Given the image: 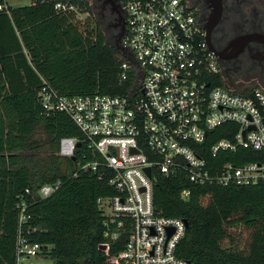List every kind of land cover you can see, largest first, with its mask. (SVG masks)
<instances>
[{
    "label": "built area",
    "instance_id": "2783aa9c",
    "mask_svg": "<svg viewBox=\"0 0 264 264\" xmlns=\"http://www.w3.org/2000/svg\"><path fill=\"white\" fill-rule=\"evenodd\" d=\"M37 1L15 4L0 0V13ZM126 34L119 82L131 80L124 93L65 95L48 82L38 91L46 113L64 112L83 134L60 139L58 154L73 157L75 174L89 172L107 180L115 194L97 198L103 217L102 249L112 260L102 264H195L176 253L187 229L181 217L155 209L156 171L170 177L181 171L197 185H249L264 182V160L242 163L208 161L207 155L264 148V90L232 89L218 57L188 0H122ZM57 12L76 11L69 1H56ZM80 16V15H78ZM225 136L203 144L214 131ZM214 137V136H212ZM151 169L148 174L146 168ZM155 171V173H154ZM60 180L41 185L33 198L51 196ZM190 189L181 196L187 199ZM25 196L17 203L15 264H38L51 258L49 245L25 234L31 215ZM120 242L119 250L112 246Z\"/></svg>",
    "mask_w": 264,
    "mask_h": 264
},
{
    "label": "trees",
    "instance_id": "16d2710c",
    "mask_svg": "<svg viewBox=\"0 0 264 264\" xmlns=\"http://www.w3.org/2000/svg\"><path fill=\"white\" fill-rule=\"evenodd\" d=\"M59 0L37 1L0 13V264H15L22 196L28 200L25 234L49 245L54 264H102L103 217L97 198L113 195L107 180L89 172L75 174L73 157L58 154L63 137L83 134L64 112L46 113L38 99L44 82L65 95L124 93L131 80L119 82L122 53L107 41L89 0L69 1L76 11L57 12ZM84 15L78 16V15ZM245 90L244 92H247ZM218 127L203 144L225 136ZM47 139H37V128ZM214 136V137H212ZM208 161L242 163L264 160V148L207 155ZM155 173V171H154ZM155 209L187 219L176 253L195 264H264V182L249 185H197L185 172L165 177L156 171ZM60 180L47 198H33L38 188ZM29 188L32 194H26ZM190 189L187 199L181 192ZM36 196V195H35ZM121 243L112 246L119 250Z\"/></svg>",
    "mask_w": 264,
    "mask_h": 264
},
{
    "label": "flooded vegetation",
    "instance_id": "af4514ba",
    "mask_svg": "<svg viewBox=\"0 0 264 264\" xmlns=\"http://www.w3.org/2000/svg\"><path fill=\"white\" fill-rule=\"evenodd\" d=\"M89 1L101 28L107 31L113 45L118 44L126 34L122 0ZM188 2L208 35L210 47L217 51L228 85L237 91L251 88L264 90V0ZM233 73L243 82L231 81L229 75Z\"/></svg>",
    "mask_w": 264,
    "mask_h": 264
},
{
    "label": "rangeland",
    "instance_id": "374dc122",
    "mask_svg": "<svg viewBox=\"0 0 264 264\" xmlns=\"http://www.w3.org/2000/svg\"><path fill=\"white\" fill-rule=\"evenodd\" d=\"M11 2H12V3H15V4H24V3L27 2V0H11ZM95 14H96V13H95ZM84 15H85V14L80 15V16L84 17ZM94 16H95V15H94ZM102 30L104 31V33H105V35H106V37H107V41L110 42V43L112 44V40L108 37V33H107V31H106L103 27H102ZM229 76H230L231 78H229V77H228V78H229L231 81H232V79H233V80H236L238 84L243 82V81L240 82V81L238 80L240 77L237 76V75H235L234 73H233V74H230ZM238 86H239V85H238ZM35 137H36L37 139H42V140L47 139V135L43 132L42 128H40V127L37 128V132H36V134H35ZM38 264H54V261H53L52 258H48V259H44V260L38 261Z\"/></svg>",
    "mask_w": 264,
    "mask_h": 264
},
{
    "label": "water",
    "instance_id": "95a60500",
    "mask_svg": "<svg viewBox=\"0 0 264 264\" xmlns=\"http://www.w3.org/2000/svg\"><path fill=\"white\" fill-rule=\"evenodd\" d=\"M206 38H207V41L209 42V40H208V35H207V34H206ZM111 45H113V44H111ZM114 46H115V48H116L118 51H120L125 57L131 59V58L126 54L125 49H124V47L122 46V38H121L120 42H119L118 44H115ZM211 48H212V47H211ZM212 49H213V48H212ZM213 51L217 54V51H215L214 49H213ZM219 58H220V57H219ZM80 145H81V143L78 142V143H77V146H80ZM146 171L148 172V174H151V169H150L149 167L146 168ZM184 222H185L186 227H187V226H188V221H187V219H184Z\"/></svg>",
    "mask_w": 264,
    "mask_h": 264
}]
</instances>
